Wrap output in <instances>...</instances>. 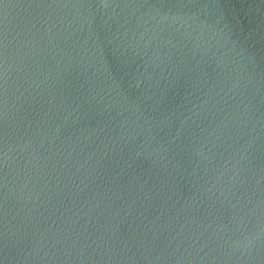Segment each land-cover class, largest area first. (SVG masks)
<instances>
[{
    "label": "water",
    "instance_id": "95a60500",
    "mask_svg": "<svg viewBox=\"0 0 264 264\" xmlns=\"http://www.w3.org/2000/svg\"><path fill=\"white\" fill-rule=\"evenodd\" d=\"M0 264H264V0H0Z\"/></svg>",
    "mask_w": 264,
    "mask_h": 264
}]
</instances>
